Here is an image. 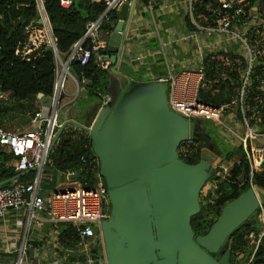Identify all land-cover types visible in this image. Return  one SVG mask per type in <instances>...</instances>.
I'll return each mask as SVG.
<instances>
[{"label":"water","instance_id":"1","mask_svg":"<svg viewBox=\"0 0 264 264\" xmlns=\"http://www.w3.org/2000/svg\"><path fill=\"white\" fill-rule=\"evenodd\" d=\"M136 3L121 6L107 39L105 58L115 74H121ZM165 79L133 84L115 104L97 109L91 126L76 124L92 137L111 203L110 217L102 222L106 264H233L226 242L264 204V188L256 184L228 202L206 234L194 231L192 218L201 210V191L217 154L204 148L194 165L180 157L190 121L170 107Z\"/></svg>","mask_w":264,"mask_h":264},{"label":"built area","instance_id":"2","mask_svg":"<svg viewBox=\"0 0 264 264\" xmlns=\"http://www.w3.org/2000/svg\"><path fill=\"white\" fill-rule=\"evenodd\" d=\"M75 1L59 0V3L63 8H70ZM93 1H105L107 9L98 20L87 23L85 35L74 44L69 57L64 59L57 48V39L53 34L45 10V0H36L39 20L43 25L47 42L53 48L56 56L54 92L49 98V103L34 112L31 119L33 129L18 132L0 127V148L15 156L11 162L15 169L17 171L35 169L37 173L32 182L15 181L9 186L0 187V218H3L11 208L26 207L32 211L47 213L51 220L57 224L71 222L77 227L81 238L78 247L84 249L87 255H91L90 250L94 245L103 247V236L100 234L98 237L96 231L101 230L102 222L107 218L110 210L108 191L102 183L100 173L99 181L92 187L88 186L87 182H82V184H74L70 188L51 191L47 195H43L41 186L44 169L49 163L51 152L57 147L60 135L66 127V123L62 120L61 101L68 77L74 78L71 72V63L78 59L82 64H86L94 52L101 67L108 69L112 66L111 62L106 60L105 55L99 53L100 50L108 47V38H102V24L104 20H108V14L111 11L119 12L123 4L131 3L132 0ZM194 2L196 0H187L188 13L194 27L204 31L208 36L216 34L218 45L239 39L246 51V54L240 53L244 57V65L240 57H228L223 64V72L219 79H230L232 85L238 84L229 102L216 105L205 102L200 96L202 91L212 88L207 81L204 65L207 56L213 53L210 51L213 46L211 41H208L204 46L205 51L201 49L199 65L187 67L179 72L170 70L165 79L169 87V104L173 110L182 114L189 121L191 118L200 117L215 122L221 128L224 140L234 143L231 144L235 153L230 159L224 158L226 163H222V159L215 152L217 157L211 163L212 175L206 183L207 186L205 185V194L202 195L203 198L212 200L219 184L224 180L239 182V186L254 189L257 174L264 177V59L259 58L264 57V51L258 48L261 42H257L256 47L250 46L247 31L242 28L247 23L244 20L245 15L249 17L253 15L257 19L253 26L262 25L264 27V19L258 18V14L254 10L246 11V0H216L215 4L212 3L208 8L214 15L213 21L216 24L201 26L194 18ZM146 7L148 11L153 12L156 8H160L159 1L149 0ZM189 37L194 40L198 39L196 31H191ZM86 40H90L92 43L91 49L84 47L83 44ZM224 49L232 53L238 51L231 44L229 49ZM234 70L239 72L237 79L231 78L229 74ZM74 80L77 82L78 91L81 87L84 89V86H79L76 78ZM83 83L86 81L84 80ZM250 95H253L252 103L249 101ZM110 103L109 95H103L101 105L107 106ZM237 113H239L241 121L238 119ZM187 141L191 143V136ZM237 149L240 151H236ZM178 152L179 155L183 154L184 156L191 154L187 146H180ZM236 153L237 155H235ZM81 162L87 164L89 161L87 157L83 156ZM89 163L93 164V162ZM236 169L238 174L234 177L233 172ZM62 174L69 178L75 175L76 171L68 170ZM256 212H258L257 221L261 225V229L257 238L254 232L250 234V238L257 248L264 235V204H260ZM32 217H34L33 213ZM238 257L241 258L242 254H239Z\"/></svg>","mask_w":264,"mask_h":264},{"label":"trees","instance_id":"3","mask_svg":"<svg viewBox=\"0 0 264 264\" xmlns=\"http://www.w3.org/2000/svg\"><path fill=\"white\" fill-rule=\"evenodd\" d=\"M216 0H196L195 20L202 26L215 25L214 15L208 10ZM232 1V0H230ZM149 0H140V3L147 5ZM246 11L254 10L258 18L264 19V0H246ZM213 4V5H214ZM107 4L105 1L96 2L93 0H76L70 8L60 6L59 0H45V10L49 17L54 36L57 39V48L60 55L67 59L72 52L74 44L82 39L86 33V26L89 21L98 20L106 11ZM40 15L37 8L36 0H0V92L1 94L10 93V96L17 101L25 100H44L49 99L54 92L56 56L47 42L43 25L39 23ZM250 19L245 15L244 20ZM119 20V12L116 10L108 14V20L102 24V38L107 39L114 30ZM189 25H192L190 15L187 16ZM29 27V29H26ZM249 44L256 47L257 42H261L258 48L264 51V27L251 26L247 31ZM84 47L91 49L90 40L84 42ZM106 56L107 49L99 51ZM241 52H228L225 49L215 50L207 56L204 61L207 81L212 86L210 90L201 92V99L207 103L216 105L231 101L235 88L238 84L232 85L231 80H220V74L223 72V64L228 57L241 58L243 65L245 63ZM264 59V57H259ZM123 65L119 66V72L122 74ZM71 72L81 86L88 93L89 99L93 103H102V96L109 95L111 87V78L114 75L112 66L104 69L100 66L96 53H92L86 64L75 59L71 63ZM228 72V71H227ZM125 74V73H124ZM231 78L237 79L239 72L230 71ZM86 83H83V81ZM139 82H145L140 78ZM42 93L41 98L38 94ZM252 103L253 95L249 96ZM8 107L0 105V116L5 114ZM252 112V111H251ZM81 130L77 131L80 132ZM216 131L198 135L196 129L194 135H191V143L184 141L180 146H187L191 154L180 157L188 164H197L202 157L203 148L217 149ZM236 151H240L237 149ZM217 153V152H216ZM234 152H228L227 157L230 159ZM87 157L90 164H82L81 158ZM14 155L3 148H0V183L8 182V186L18 182H29L34 179L35 173L28 172L22 177L15 179L20 174L19 171L11 165ZM52 164L56 172H66L73 170L78 173L82 171L79 179L87 182L88 186H95L99 181L100 163L93 150V142L90 134L82 131L72 134L64 129L60 135L59 143L54 148L51 155ZM246 165V163H244ZM246 168L247 165H246ZM234 177L238 170H234ZM256 184L264 188V177L257 174ZM43 183V182H42ZM44 186L45 189H53L54 186ZM249 188L239 186V182L224 180L219 184L215 192L214 199L204 198L200 212L192 218V226L197 234H206L211 226L215 223L223 207L230 201L237 199ZM257 214H253L246 222L238 227L228 238L225 247L231 250L232 263L238 264L250 261L253 253L254 256L249 264H264V235L256 248L252 242L250 234H257L261 225L257 221ZM59 242L63 246L61 256L67 255V264H79L87 261V253L80 252L78 243L81 238L77 227L71 222L60 224ZM255 251V252H254ZM94 258H104L100 246H93L90 250ZM242 254L239 258L238 255Z\"/></svg>","mask_w":264,"mask_h":264},{"label":"crops","instance_id":"4","mask_svg":"<svg viewBox=\"0 0 264 264\" xmlns=\"http://www.w3.org/2000/svg\"><path fill=\"white\" fill-rule=\"evenodd\" d=\"M158 1L160 8L163 9L156 8L155 11L150 12L147 10L146 5L137 0L130 37L127 39L120 63L124 67L123 72L125 74H115L113 72L114 75L111 79L122 87L119 97L122 91H126L133 84L140 83V78L148 81L150 78L167 75L170 70L179 72L187 67L199 65L201 49L206 50L204 46L207 45L208 41H211L213 45L210 51L224 49L223 45L216 43L218 40L216 34L208 36L204 31L189 25L187 21L189 15L187 0ZM164 16H168L170 19L166 22L163 20ZM167 23L168 25H166ZM253 24L254 20H248L242 28L248 31ZM191 31H196L198 39L194 40L189 37ZM73 77L75 78L74 75ZM74 78H71V85L68 89L66 84L61 101L62 120L65 123L70 122L65 127L68 131L72 129L79 130L80 127L76 124L91 126L96 120L94 118L95 113L98 112L97 109L103 108L101 104L93 103L89 99L85 89L81 87L78 91V85ZM128 78H130V81ZM5 94L10 96V93ZM5 94L0 93V105L5 104L7 106V102L2 101L6 98ZM10 99L14 107L7 106V112H10L8 115H11L15 122L5 124L0 120V127L18 132L33 129L31 119L34 112L49 103V99L21 102L11 96ZM18 108L20 109L18 110ZM31 109L32 112H27L28 116L25 123H23V120L20 121V116L25 115L26 111ZM53 152L54 150L51 155ZM51 155L49 163L44 169L41 188L51 185H55V187L45 189V191H42L43 195H47L51 191L70 188L75 184L62 185L59 183V176L62 178L63 172H54L55 167L52 164ZM11 165L13 166L12 163ZM19 172L20 174L15 179L28 172H34V178L37 175L35 170ZM68 180L74 181V179L69 178ZM32 213L34 217H32ZM59 230L60 224L51 220L47 213L37 210L32 211L26 207L9 209L6 215L0 218V264H19L21 258L22 264H67L68 256H61L64 248L59 242ZM79 251L85 253L82 248ZM104 259L87 255V261L83 264H105Z\"/></svg>","mask_w":264,"mask_h":264},{"label":"rangeland","instance_id":"5","mask_svg":"<svg viewBox=\"0 0 264 264\" xmlns=\"http://www.w3.org/2000/svg\"><path fill=\"white\" fill-rule=\"evenodd\" d=\"M149 17V15H148ZM170 19V17L168 16H164L163 20L164 21H168ZM249 21L250 20H254V23L257 22V19L253 17V15L251 16L250 19H248ZM247 20V21H248ZM168 25V23L166 24ZM165 25V26H166ZM253 26V25H252ZM247 38H249L247 36ZM230 44L236 49L238 50L239 52H241V54H246V51L244 50L243 48V43L241 40L237 39L236 41H231L229 43L227 42H224L222 43L221 45H223L224 48H227L229 49L230 47ZM165 67V66H163ZM162 68V67H160ZM163 72V71H162ZM112 79V78H111ZM153 78H150L149 80H152ZM66 84H67V89L68 87L71 85V77H68L67 81H66ZM121 85H119L117 82H115L114 80L112 81L111 80V87L109 89V97L111 98V101L113 104H115L117 102V100L119 99V95H120V91H121ZM169 89V87H168ZM6 98L5 99H2V101L4 102H7V106L9 107H14L11 103V99H10V96L8 94H5L4 95ZM18 102H21V101H18ZM22 108V107H21ZM20 108H18L19 110ZM27 112H32V109L30 111H26L25 115L23 116H20V121L23 120V123H25L26 119H27ZM10 112H7L3 115L0 116V120L3 122V123H7V122H12L14 121L15 122V119L13 120V118H11V115H8ZM237 115L239 116V113H237ZM238 119L241 121V117L239 116ZM190 122H191V134L194 135L195 131H196V126L198 127L197 130H198V135H201V134H204V133H207L209 131H216L218 133V136H217V149H216V152L217 154L220 156V158L222 159V163H226L227 161L224 159L227 157V153L228 152H234V147L232 144H234L233 142H228V141H225L224 138H223V135H222V131H221V128L215 124V122L213 121H209V120H206L204 118H200V117H196V118H191L190 119ZM2 123V124H3ZM27 123V122H26ZM26 128V127H24ZM81 130V129H79ZM78 129H72L70 130L69 132H71L72 134H77V133H80L82 132V130L80 132H77L79 131ZM208 148V147H207ZM210 148V147H209ZM237 155V153L235 154ZM54 172H56V170H54ZM59 183H61L62 185H65V184H72V183H75V184H82V180L78 178L74 179L73 182L69 181L67 177H65V175L62 176V178L59 176ZM207 186V185H206ZM64 188V187H62ZM205 186L202 190V195L205 194ZM204 198L202 197V202H203ZM81 249V248H80ZM104 248L101 247V252L104 254ZM25 258V256H24ZM104 262L106 264V261L104 259ZM23 263V262H22ZM21 263V264H22ZM19 264H20V261H19Z\"/></svg>","mask_w":264,"mask_h":264},{"label":"flooded vegetation","instance_id":"6","mask_svg":"<svg viewBox=\"0 0 264 264\" xmlns=\"http://www.w3.org/2000/svg\"><path fill=\"white\" fill-rule=\"evenodd\" d=\"M198 127L196 126V129H197ZM190 129H191V122H190ZM192 135V134H191ZM216 144H217V142H216ZM211 148V147H210ZM209 148V149H210ZM204 149V148H203ZM212 150V149H211ZM213 151V150H212ZM203 152V151H202ZM202 158V157H201ZM203 190V189H202ZM201 193H202V191H201ZM110 200V199H109ZM200 203H201V206H202V194L200 195ZM109 207H110V210H109V214H108V216H107V218H109L110 217V212H111V203H110V205H109ZM106 218V219H107ZM105 220V219H104ZM96 233H97V236L99 237V235L100 234H102V236H103V232H102V226H101V230H97L96 231ZM101 247V246H100ZM103 248H104V242H103Z\"/></svg>","mask_w":264,"mask_h":264},{"label":"bare ground","instance_id":"7","mask_svg":"<svg viewBox=\"0 0 264 264\" xmlns=\"http://www.w3.org/2000/svg\"><path fill=\"white\" fill-rule=\"evenodd\" d=\"M73 81V80H72ZM22 261H20V263H21Z\"/></svg>","mask_w":264,"mask_h":264}]
</instances>
